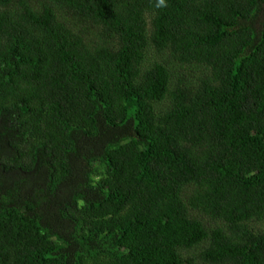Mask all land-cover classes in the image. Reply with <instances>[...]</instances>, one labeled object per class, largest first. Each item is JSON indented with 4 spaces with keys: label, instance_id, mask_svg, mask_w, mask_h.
<instances>
[{
    "label": "trees",
    "instance_id": "16d2710c",
    "mask_svg": "<svg viewBox=\"0 0 264 264\" xmlns=\"http://www.w3.org/2000/svg\"><path fill=\"white\" fill-rule=\"evenodd\" d=\"M0 264H264V0H0Z\"/></svg>",
    "mask_w": 264,
    "mask_h": 264
}]
</instances>
